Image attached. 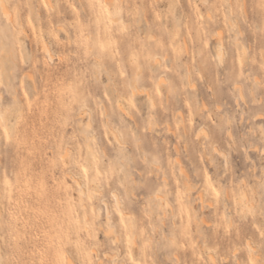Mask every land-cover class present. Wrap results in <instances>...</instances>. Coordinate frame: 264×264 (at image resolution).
I'll use <instances>...</instances> for the list:
<instances>
[{"label": "clouds", "instance_id": "1", "mask_svg": "<svg viewBox=\"0 0 264 264\" xmlns=\"http://www.w3.org/2000/svg\"><path fill=\"white\" fill-rule=\"evenodd\" d=\"M0 264H264V0H0Z\"/></svg>", "mask_w": 264, "mask_h": 264}]
</instances>
